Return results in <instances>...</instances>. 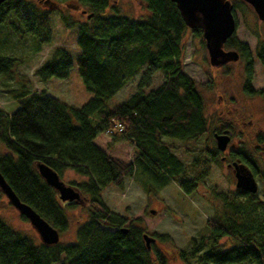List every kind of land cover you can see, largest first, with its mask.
<instances>
[{
	"label": "trees",
	"instance_id": "obj_1",
	"mask_svg": "<svg viewBox=\"0 0 264 264\" xmlns=\"http://www.w3.org/2000/svg\"><path fill=\"white\" fill-rule=\"evenodd\" d=\"M49 1L57 4L66 0ZM76 1L88 9L85 22L60 16L63 25L74 30V47L54 46L33 73L42 82L52 77L65 78L75 63L89 97L75 108L44 89L14 94L16 108H0V142L7 150L0 154V173L16 196L58 231L67 225L64 206L74 202L59 199L38 173L36 163H44L58 175L70 169L84 176L71 184L87 200V220L78 228L76 242L57 241L50 245L12 229L0 218V264H168L154 243L145 245L142 227L135 222L125 226L126 216L103 203L101 190L109 185L121 189L123 180L133 175L136 166L154 181L165 183L172 179L185 193L195 190L197 178L187 175L185 165L162 139L190 142L208 130L196 81L182 64L183 37L189 27L170 0H139L149 11L143 19L120 14L110 0ZM42 3L2 1L0 27L7 29L5 35L26 32L40 42L48 41L52 8L44 0ZM240 3L247 4L232 0L233 8ZM108 8L111 13L105 12ZM189 29L201 37V29ZM223 48L235 50L244 61L243 90L264 101V89L254 90L251 86L253 59L246 44L233 33ZM255 57L264 67V41L260 38ZM15 64L13 56L0 53V74H9ZM155 72L162 78L152 87ZM136 76L135 91L125 101L109 105V99ZM118 124L120 130L116 128ZM229 128L224 126L227 131ZM108 129L113 142L125 141L136 147L138 155L132 162L108 155L94 142ZM262 138L263 134L259 140ZM217 151L209 154L214 157ZM228 157L238 158L256 174L255 162L242 147L231 150ZM236 193L244 194L249 202L256 199L255 193L239 188ZM229 204L231 208L235 205ZM236 216L229 210L225 215H215L207 223V234L197 243L191 238L188 256L195 257L196 264H264V226L253 233L241 228ZM223 236L233 241L231 248L222 249L216 244ZM156 237L169 239L167 233ZM184 254L181 251L185 260Z\"/></svg>",
	"mask_w": 264,
	"mask_h": 264
},
{
	"label": "rangeland",
	"instance_id": "obj_2",
	"mask_svg": "<svg viewBox=\"0 0 264 264\" xmlns=\"http://www.w3.org/2000/svg\"><path fill=\"white\" fill-rule=\"evenodd\" d=\"M38 1L43 5L42 0ZM110 1L112 5L118 6L120 14L131 18L143 19L149 14L146 5L139 0ZM229 1L232 3V0ZM50 8L51 29L46 42H40L26 32L7 36V29L0 27V53L16 59L9 74H0V108L4 111L16 108L14 94L22 90L44 89L75 108L84 104L89 97L75 63L65 78L52 77L42 82L33 73L50 55L54 46L74 47V30L63 25L64 20L60 16L72 17L74 22H85L87 19L88 9L76 0L58 2ZM105 12L111 13V10L108 8ZM233 14L236 19L235 36L246 44L253 59L252 89H264V67L255 57L257 38L264 41V19H259L248 4L240 3L238 8H233ZM187 29L183 37L182 64L186 73L196 81L197 90L203 99L208 130L190 142L166 137L162 139L171 145V149L185 165L187 175L197 178L195 190L185 193L172 179L165 183L154 181L138 166L131 177L123 180L121 189L109 185L101 190L103 203L114 212L126 216L125 226L135 222L147 235L155 238L153 243L165 254L168 264H196L195 257L188 256L192 246L191 238L197 243L208 233V221L215 215H225L227 210L234 211L241 228H249L251 232L258 233L264 226V180L261 175L264 174V101L259 95L243 90L244 61L240 57L212 65L204 43H201L202 38ZM161 78V73L155 72L151 80L152 87ZM137 79L138 76L123 86L109 99L108 104L114 106L125 101L135 91ZM226 125L230 127V139L225 151H217L216 156L212 157L209 153L216 149L213 134L220 128L226 130ZM261 134L263 138L259 140ZM95 142L108 155L126 163L132 162L138 155L134 145L125 141L113 142L106 133L99 134ZM240 147L249 153L256 164V199L250 202L244 194L236 193L233 171L220 159ZM6 151L0 142V154ZM58 176L65 184L72 186L71 183L85 179L70 169H64ZM80 196L81 201L64 206L67 225L58 231V241L62 244L76 242L78 228L87 220L88 203L82 192ZM230 202L235 203L234 207L232 204L230 207ZM0 218L12 229L40 241L36 229L20 216L1 190ZM166 233L169 239L156 237ZM216 244L227 249L231 248L233 241L223 236ZM181 251L185 252V260Z\"/></svg>",
	"mask_w": 264,
	"mask_h": 264
},
{
	"label": "water",
	"instance_id": "obj_3",
	"mask_svg": "<svg viewBox=\"0 0 264 264\" xmlns=\"http://www.w3.org/2000/svg\"><path fill=\"white\" fill-rule=\"evenodd\" d=\"M4 0H0V3ZM178 9L182 20L189 28L201 29V36L212 65H220L238 57L235 50H225L223 45L228 37L235 32L236 22L233 14L232 3L229 0H170ZM251 5L259 19H264V0H243ZM49 7L55 5L52 1L44 0ZM216 148L224 151L230 139L227 132L215 133ZM228 166V165H227ZM233 175L235 187L247 193L257 191V183L252 171L242 162H233ZM36 169L44 181L58 194L61 201H81L79 190L65 184L53 169L44 163L37 162ZM0 190L17 211L27 218L36 229L41 242L52 244L58 241V230L49 224L30 205L21 201L0 173ZM153 212V210H151ZM145 245L148 247L154 242V237L146 232L143 234Z\"/></svg>",
	"mask_w": 264,
	"mask_h": 264
},
{
	"label": "flooded vegetation",
	"instance_id": "obj_4",
	"mask_svg": "<svg viewBox=\"0 0 264 264\" xmlns=\"http://www.w3.org/2000/svg\"><path fill=\"white\" fill-rule=\"evenodd\" d=\"M238 57H239V55H238ZM225 131H227V129L226 130H223V131H221V132H225ZM228 132V131H227ZM225 151V150H224ZM231 151H229V153H230ZM228 153V154H229ZM228 154L224 157V156H221V160H223V161H225L226 162V165H228L227 167H230V169H232V171H233V166H231V163H233V162H241L238 158H234V159H230L229 157H228ZM243 163V162H242ZM246 165V164H245ZM247 166V165H246ZM255 175V174H254ZM70 202H73V201H70ZM69 202V203H70ZM68 203V202H67Z\"/></svg>",
	"mask_w": 264,
	"mask_h": 264
},
{
	"label": "built area",
	"instance_id": "obj_5",
	"mask_svg": "<svg viewBox=\"0 0 264 264\" xmlns=\"http://www.w3.org/2000/svg\"><path fill=\"white\" fill-rule=\"evenodd\" d=\"M121 125L120 124H118V125H116V128L118 129V130H120L121 128ZM106 132H109V130H107Z\"/></svg>",
	"mask_w": 264,
	"mask_h": 264
},
{
	"label": "crops",
	"instance_id": "obj_6",
	"mask_svg": "<svg viewBox=\"0 0 264 264\" xmlns=\"http://www.w3.org/2000/svg\"><path fill=\"white\" fill-rule=\"evenodd\" d=\"M94 142H95V139H94ZM96 143V142H95Z\"/></svg>",
	"mask_w": 264,
	"mask_h": 264
}]
</instances>
